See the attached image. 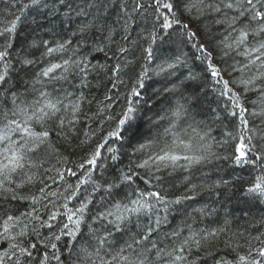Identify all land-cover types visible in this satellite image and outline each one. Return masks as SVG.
I'll return each mask as SVG.
<instances>
[{"label": "snow or ice", "instance_id": "obj_1", "mask_svg": "<svg viewBox=\"0 0 264 264\" xmlns=\"http://www.w3.org/2000/svg\"><path fill=\"white\" fill-rule=\"evenodd\" d=\"M13 3L41 20L0 19V264H264V0ZM220 160L256 173L254 236L193 226Z\"/></svg>", "mask_w": 264, "mask_h": 264}, {"label": "trees", "instance_id": "obj_2", "mask_svg": "<svg viewBox=\"0 0 264 264\" xmlns=\"http://www.w3.org/2000/svg\"><path fill=\"white\" fill-rule=\"evenodd\" d=\"M12 14L22 15L26 18L22 25L26 31L31 27H34L31 23L33 19L37 21L41 20V16L38 11L26 10L25 13L21 14L14 6L13 0H0V19H3L5 16H11ZM62 19H64L62 16L57 19L56 22L58 26L59 20ZM178 51L191 54L192 49L190 46L180 45L177 40L175 44L165 43L161 48L160 55L163 58L164 56L173 55ZM231 62L232 61L229 60V63ZM190 66L193 68V71L197 72L203 68V65L199 61H195L194 63L190 61ZM181 71L186 72L185 69H181ZM155 86L159 87V84ZM161 102L162 106L167 105V101L164 100L163 97H161ZM216 104L217 97L211 91V87L209 86L206 93L201 92L199 94V100L194 101V111H198L201 108L207 110L209 107H216ZM200 118V116H197V119ZM213 135L216 136L217 139H221L222 129L214 127ZM221 151L223 150L221 149ZM73 159H77V157H73ZM192 171L194 172L193 179L196 183H201L202 181L212 183L220 182L221 180H227L229 182L226 187L222 186L212 192H202L196 197V202L191 203V207L188 209L190 212L193 208H200L206 205L209 211L215 209L216 213H218V216L214 214L209 217L198 218L196 223L193 225L194 227L214 228L217 226L214 221L218 220L222 223L227 214V218L233 221V231H244V229H248V232H250L253 236L257 234L255 228L249 227V223H255V221L260 218L261 211L258 208H252L250 204L245 203V198L242 195V188L247 187L250 180L255 176V172H250L247 168L241 169L235 167L228 161L224 160L215 161L212 165L204 166L199 168V170L193 169ZM177 175L182 177V175H187V173H177ZM246 211L250 212V215H246ZM178 222L179 220H177V223ZM245 234L247 235V233ZM253 244H256V242L253 241ZM246 249L247 245H245L244 249L240 250V254H245Z\"/></svg>", "mask_w": 264, "mask_h": 264}]
</instances>
